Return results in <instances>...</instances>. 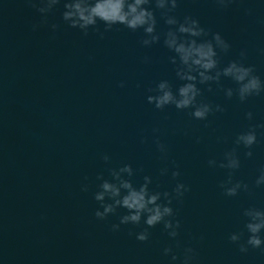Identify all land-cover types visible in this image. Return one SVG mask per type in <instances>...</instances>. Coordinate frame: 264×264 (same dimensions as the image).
Instances as JSON below:
<instances>
[{
	"label": "water",
	"instance_id": "water-1",
	"mask_svg": "<svg viewBox=\"0 0 264 264\" xmlns=\"http://www.w3.org/2000/svg\"><path fill=\"white\" fill-rule=\"evenodd\" d=\"M171 14L181 21L186 15L198 19L201 26L210 30L207 38L215 32L222 35L231 47L226 53L217 49L220 68L242 59L264 81V0H232L227 8L216 0H178ZM242 51L244 57L240 55ZM174 55L167 48L166 80L175 92L184 81L176 76V64L170 60ZM197 86L201 89L198 100L209 102L214 108L219 104L224 111H214L207 119L199 120L190 114L192 109L165 106L161 142L167 152L160 151L156 191H168L175 197L173 189L177 183L185 184L189 190L180 199L172 200L173 219L180 221L175 239L168 236L162 223L151 227L146 264H180L183 248L188 246L196 252L193 264H264V252L260 249L249 247L247 252H241L239 242L229 239L231 233L243 231L241 242L246 241L244 210L253 206L264 209V184H256L264 168V128L259 127L264 124V92L243 102L235 93L228 98L225 89H236L238 85L224 76L219 84L197 82ZM248 112L253 113L252 119L247 118ZM253 126L257 142L251 148L253 155L248 157L245 153L249 149L236 145L235 138ZM233 148L237 150L240 167L236 170L219 167L225 152ZM209 160H215L216 165L210 166ZM165 168L168 171L162 174ZM177 170L180 175L173 177L172 172ZM230 172L233 183L242 181L248 190L241 188L235 196L225 195L221 183ZM168 246L173 247L179 260L173 262L170 254H164Z\"/></svg>",
	"mask_w": 264,
	"mask_h": 264
},
{
	"label": "clouds",
	"instance_id": "clouds-1",
	"mask_svg": "<svg viewBox=\"0 0 264 264\" xmlns=\"http://www.w3.org/2000/svg\"><path fill=\"white\" fill-rule=\"evenodd\" d=\"M61 0H37L33 6L44 14L50 12ZM154 3L155 8L162 10L161 16L170 27L164 33V44L172 50L175 55L170 57L173 64H176V76L184 81L173 91V86L168 80H161L155 88L149 89L150 94L147 101L154 104L155 108L163 109L167 105H174L176 109H192L191 115L199 120L207 119L208 115L214 111H224L219 104L213 105L204 100H198L201 89L197 86L214 81L219 84L221 76L229 77L236 82V89H225V95L231 98L234 93L238 95L241 102L253 95H260L264 92V81L255 74L251 65H245L243 60H232L223 68L219 67L217 49L228 52L230 44L219 32L211 33L210 30L201 26L198 19L186 15L183 20L171 14L177 8L178 0H63L64 11L62 19L72 28H79L84 35L88 34L90 28L97 30L98 22H103L105 31L112 29L113 25H124L133 31L143 29L144 38L142 44L147 46L160 40V33L156 32L157 18L152 8L147 5ZM216 3L223 8H227L232 0H216ZM46 20V17L44 18ZM53 29L58 25L53 24ZM103 33H101V36ZM241 57L245 56L242 51ZM123 86V82H121ZM211 90V85H209ZM248 119H252L253 113L248 112ZM264 128V124L259 125ZM154 131H157L154 129ZM257 142L255 126L247 131L240 132L235 138L236 145H243L249 149L245 155H253L251 148ZM155 143L161 153L166 154V146L160 142L159 138ZM105 161L109 159L107 155L103 157ZM210 166H215V160L208 161ZM219 167L236 170L240 167V159L236 148L225 152L224 160L219 163ZM167 169H162L161 173L166 174ZM112 180L98 177L102 182L99 191L94 195L96 201L100 202V208L95 211V216L101 220L109 214L116 213L118 208L127 211L119 217V223L112 224V230L118 231L122 224H140L142 219L145 225L143 230L135 233L139 241L149 239L148 229L162 223L168 236L175 239L179 235L180 221L173 219L175 212L171 206L172 200L180 199L188 191V187L183 183H177L173 189L175 197L168 191H150L151 177L145 175L144 182L138 187L130 179L134 175V170L130 164H124L119 169L110 170ZM180 172L173 171L172 176L178 177ZM256 184H264V168H261L260 175L256 179ZM225 195L235 196L243 188L248 190V185L242 181L233 183L232 174L221 183ZM84 190H87L86 187ZM163 197V200L161 199ZM107 198V199H106ZM102 208V210H101ZM247 217L244 229L248 236L246 241L241 242L243 231L230 234V241L239 242L241 252H247L249 247L260 249L264 252V209L249 207L243 212ZM131 235V233H130ZM176 247H180V242L176 241ZM164 254L171 256V261L180 259L172 246L164 248ZM196 252L188 246L183 248V258L180 264H193Z\"/></svg>",
	"mask_w": 264,
	"mask_h": 264
}]
</instances>
